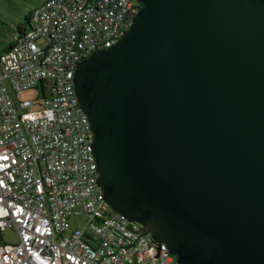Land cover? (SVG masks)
<instances>
[{
	"label": "water",
	"instance_id": "water-1",
	"mask_svg": "<svg viewBox=\"0 0 264 264\" xmlns=\"http://www.w3.org/2000/svg\"><path fill=\"white\" fill-rule=\"evenodd\" d=\"M80 61L96 184L179 264H264V0H135Z\"/></svg>",
	"mask_w": 264,
	"mask_h": 264
},
{
	"label": "built area",
	"instance_id": "built-area-1",
	"mask_svg": "<svg viewBox=\"0 0 264 264\" xmlns=\"http://www.w3.org/2000/svg\"><path fill=\"white\" fill-rule=\"evenodd\" d=\"M140 8L135 0H45L30 30L0 54V233L17 236L0 243V264H179L105 201L74 92L76 65L115 45ZM38 84L42 101L18 100ZM77 216L83 227L71 230Z\"/></svg>",
	"mask_w": 264,
	"mask_h": 264
},
{
	"label": "rangeland",
	"instance_id": "rangeland-1",
	"mask_svg": "<svg viewBox=\"0 0 264 264\" xmlns=\"http://www.w3.org/2000/svg\"><path fill=\"white\" fill-rule=\"evenodd\" d=\"M45 0H0V54L5 52L11 45H15L18 40L17 27L24 25L26 19L32 10L40 5ZM38 46H44L45 41L38 40ZM38 95V100L42 101V86L38 84L33 90L19 93L18 100L35 101ZM71 230H81L83 227L81 217L71 218L69 221ZM17 236L11 229H5L0 233L1 244H15Z\"/></svg>",
	"mask_w": 264,
	"mask_h": 264
},
{
	"label": "trees",
	"instance_id": "trees-1",
	"mask_svg": "<svg viewBox=\"0 0 264 264\" xmlns=\"http://www.w3.org/2000/svg\"><path fill=\"white\" fill-rule=\"evenodd\" d=\"M30 15L31 13L29 14L28 18L26 19V22L24 25H19L17 27V34H18V37L24 35L26 32H28L31 28V23H30ZM13 45H11L8 49H6L5 51H8L9 49L12 48Z\"/></svg>",
	"mask_w": 264,
	"mask_h": 264
}]
</instances>
